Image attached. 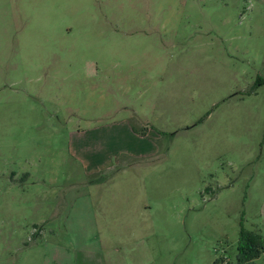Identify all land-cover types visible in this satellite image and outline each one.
Masks as SVG:
<instances>
[{
	"label": "rangeland",
	"instance_id": "rangeland-1",
	"mask_svg": "<svg viewBox=\"0 0 264 264\" xmlns=\"http://www.w3.org/2000/svg\"><path fill=\"white\" fill-rule=\"evenodd\" d=\"M243 231L264 0H0V264H241Z\"/></svg>",
	"mask_w": 264,
	"mask_h": 264
},
{
	"label": "trees",
	"instance_id": "trees-1",
	"mask_svg": "<svg viewBox=\"0 0 264 264\" xmlns=\"http://www.w3.org/2000/svg\"><path fill=\"white\" fill-rule=\"evenodd\" d=\"M133 129L142 137L147 135L146 131H138L135 127ZM263 252L264 242L262 237L257 234L246 233L243 231L239 248V263L253 264L254 260L259 258ZM219 261L220 259L216 260L215 264H217Z\"/></svg>",
	"mask_w": 264,
	"mask_h": 264
},
{
	"label": "built area",
	"instance_id": "built-area-1",
	"mask_svg": "<svg viewBox=\"0 0 264 264\" xmlns=\"http://www.w3.org/2000/svg\"><path fill=\"white\" fill-rule=\"evenodd\" d=\"M217 264H229V262L224 258L220 260Z\"/></svg>",
	"mask_w": 264,
	"mask_h": 264
}]
</instances>
